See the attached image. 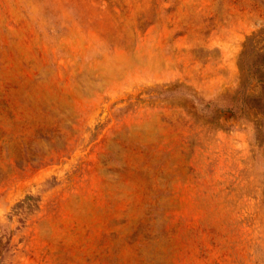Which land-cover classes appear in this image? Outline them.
Wrapping results in <instances>:
<instances>
[{
  "label": "rangeland",
  "instance_id": "1",
  "mask_svg": "<svg viewBox=\"0 0 264 264\" xmlns=\"http://www.w3.org/2000/svg\"><path fill=\"white\" fill-rule=\"evenodd\" d=\"M4 233L7 264H264V0H0Z\"/></svg>",
  "mask_w": 264,
  "mask_h": 264
},
{
  "label": "trees",
  "instance_id": "2",
  "mask_svg": "<svg viewBox=\"0 0 264 264\" xmlns=\"http://www.w3.org/2000/svg\"><path fill=\"white\" fill-rule=\"evenodd\" d=\"M36 198L32 194H28L21 202L18 203V209L14 212V215H17L19 220L23 219L24 214H27L34 208V202L32 199ZM10 250V237L7 236V233L0 235V264H7L6 255Z\"/></svg>",
  "mask_w": 264,
  "mask_h": 264
},
{
  "label": "crops",
  "instance_id": "3",
  "mask_svg": "<svg viewBox=\"0 0 264 264\" xmlns=\"http://www.w3.org/2000/svg\"><path fill=\"white\" fill-rule=\"evenodd\" d=\"M204 2L205 1H208L209 3H212L213 4V2H215V1H217V0H203Z\"/></svg>",
  "mask_w": 264,
  "mask_h": 264
}]
</instances>
